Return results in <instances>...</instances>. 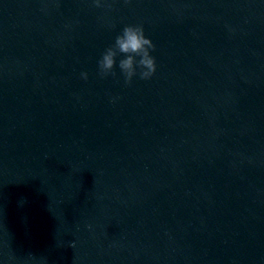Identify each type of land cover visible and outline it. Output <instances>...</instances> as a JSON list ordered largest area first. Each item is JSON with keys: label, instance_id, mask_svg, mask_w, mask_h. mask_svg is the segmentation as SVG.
Masks as SVG:
<instances>
[{"label": "water", "instance_id": "95a60500", "mask_svg": "<svg viewBox=\"0 0 264 264\" xmlns=\"http://www.w3.org/2000/svg\"><path fill=\"white\" fill-rule=\"evenodd\" d=\"M107 2L0 0V264H220L205 0ZM137 24L155 74L101 78Z\"/></svg>", "mask_w": 264, "mask_h": 264}, {"label": "clouds", "instance_id": "9594fccd", "mask_svg": "<svg viewBox=\"0 0 264 264\" xmlns=\"http://www.w3.org/2000/svg\"><path fill=\"white\" fill-rule=\"evenodd\" d=\"M124 2L128 3L129 0ZM92 3L96 8H112L107 0H92ZM155 47L153 41L146 37L143 25H125L115 37L114 43L104 50L97 61L98 75L101 78L115 77L117 73L114 69L118 66L126 85H130L137 75L142 80L151 79L157 69L155 57L151 55ZM120 56L123 58L119 59L117 65V57ZM80 75L82 79H88L87 72H81Z\"/></svg>", "mask_w": 264, "mask_h": 264}]
</instances>
